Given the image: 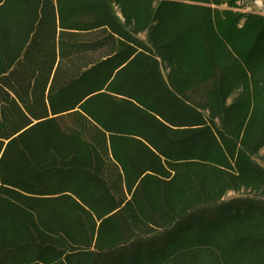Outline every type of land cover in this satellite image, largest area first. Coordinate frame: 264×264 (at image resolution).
<instances>
[{
	"label": "trees",
	"instance_id": "trees-1",
	"mask_svg": "<svg viewBox=\"0 0 264 264\" xmlns=\"http://www.w3.org/2000/svg\"><path fill=\"white\" fill-rule=\"evenodd\" d=\"M223 5L0 0V264H264L263 201L164 200L264 192V17Z\"/></svg>",
	"mask_w": 264,
	"mask_h": 264
},
{
	"label": "rangeland",
	"instance_id": "rangeland-1",
	"mask_svg": "<svg viewBox=\"0 0 264 264\" xmlns=\"http://www.w3.org/2000/svg\"><path fill=\"white\" fill-rule=\"evenodd\" d=\"M227 8L226 5H223L218 9L226 10ZM228 9L235 14H255L264 17V0H235V7ZM138 37L146 42V34H140ZM167 74L168 70H164V75ZM237 96V92L229 95L226 105H230ZM263 158L264 148L253 155L252 160L264 168ZM192 169L194 172H192L194 180L190 185L185 184V187L182 190L179 192L175 191L174 197L164 198V200L168 199L170 203L172 202L171 204L175 205L176 211H178L177 214L179 212H181V214H187L196 208L198 209L203 206H210L239 199H254L264 202V192L248 185L241 184V182L236 179V176H234L237 174L231 172V174L226 172V174H224L215 168L207 169L201 166H193ZM175 187V185L167 186L170 196H172ZM209 196L212 198V201L206 200L209 199ZM132 228H130V230H132ZM151 228H154V226H151ZM158 230L160 229L154 228V231H152L151 234Z\"/></svg>",
	"mask_w": 264,
	"mask_h": 264
}]
</instances>
